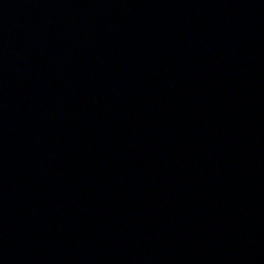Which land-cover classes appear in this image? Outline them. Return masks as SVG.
Listing matches in <instances>:
<instances>
[{
  "label": "water",
  "instance_id": "1",
  "mask_svg": "<svg viewBox=\"0 0 264 264\" xmlns=\"http://www.w3.org/2000/svg\"><path fill=\"white\" fill-rule=\"evenodd\" d=\"M0 264H264V0H0Z\"/></svg>",
  "mask_w": 264,
  "mask_h": 264
}]
</instances>
